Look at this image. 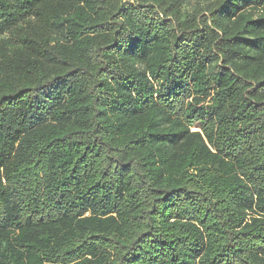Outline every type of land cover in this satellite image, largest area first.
<instances>
[{
  "label": "trees",
  "instance_id": "obj_1",
  "mask_svg": "<svg viewBox=\"0 0 264 264\" xmlns=\"http://www.w3.org/2000/svg\"><path fill=\"white\" fill-rule=\"evenodd\" d=\"M0 264H264V0H0Z\"/></svg>",
  "mask_w": 264,
  "mask_h": 264
}]
</instances>
